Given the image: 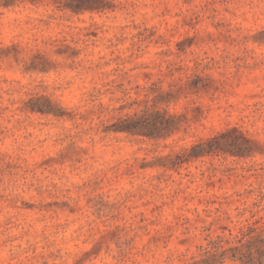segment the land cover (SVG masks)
<instances>
[{
	"label": "rangeland",
	"instance_id": "obj_1",
	"mask_svg": "<svg viewBox=\"0 0 264 264\" xmlns=\"http://www.w3.org/2000/svg\"><path fill=\"white\" fill-rule=\"evenodd\" d=\"M248 225L264 0H0V264H245Z\"/></svg>",
	"mask_w": 264,
	"mask_h": 264
},
{
	"label": "trees",
	"instance_id": "obj_2",
	"mask_svg": "<svg viewBox=\"0 0 264 264\" xmlns=\"http://www.w3.org/2000/svg\"><path fill=\"white\" fill-rule=\"evenodd\" d=\"M221 236L218 234L215 238H207L206 245H199L202 250V264H214L217 255L223 254V245L221 244ZM227 242L230 240H226ZM237 244L228 246L230 250L244 249L240 255L235 252L231 254L233 260L238 259L245 264H264L261 255L264 254V235L254 232V229L248 225L247 231L241 230L240 236L236 238ZM222 262V260H221Z\"/></svg>",
	"mask_w": 264,
	"mask_h": 264
}]
</instances>
